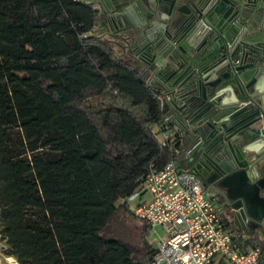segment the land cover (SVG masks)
Returning <instances> with one entry per match:
<instances>
[{"label":"trees","instance_id":"obj_1","mask_svg":"<svg viewBox=\"0 0 264 264\" xmlns=\"http://www.w3.org/2000/svg\"><path fill=\"white\" fill-rule=\"evenodd\" d=\"M100 19L93 0H0V253L17 264L154 253L150 225L119 199L176 159L181 124L151 63L119 52Z\"/></svg>","mask_w":264,"mask_h":264},{"label":"water","instance_id":"obj_2","mask_svg":"<svg viewBox=\"0 0 264 264\" xmlns=\"http://www.w3.org/2000/svg\"><path fill=\"white\" fill-rule=\"evenodd\" d=\"M133 1L122 17L147 51L151 74L169 82L182 167L223 189L242 229L261 225L264 0Z\"/></svg>","mask_w":264,"mask_h":264},{"label":"built area","instance_id":"obj_3","mask_svg":"<svg viewBox=\"0 0 264 264\" xmlns=\"http://www.w3.org/2000/svg\"><path fill=\"white\" fill-rule=\"evenodd\" d=\"M170 119L167 115L164 122ZM161 129L165 145L174 131ZM119 201L161 230L151 241L155 250L149 264H260L264 237L248 244L201 178L175 158L160 167L150 163L141 183Z\"/></svg>","mask_w":264,"mask_h":264},{"label":"flooded vegetation","instance_id":"obj_4","mask_svg":"<svg viewBox=\"0 0 264 264\" xmlns=\"http://www.w3.org/2000/svg\"><path fill=\"white\" fill-rule=\"evenodd\" d=\"M93 1L100 11L101 19L97 27L100 29L101 33H103L104 37L110 40L117 47V50L119 52L130 58L135 64L141 65L142 63H145L144 60L146 54L148 53L147 51H145L144 48L141 47L142 44L140 41H138V38L134 35L132 27L128 26L129 21L127 19L125 20L124 17H122L123 12L121 7L128 4L135 5L134 1L133 0H93ZM184 8L185 9L187 8L186 5L184 6ZM150 76L151 78L154 77V79L155 77H158L156 73L154 75L151 74ZM164 92L166 93V91ZM195 173L199 176L197 172ZM204 185L206 186L207 189L217 193L218 191L220 192L221 190V188L216 185H213L212 187L211 186L209 187L208 185H206V183H204ZM221 194H222L221 195L222 209L228 215L230 224L233 225L234 228L239 227V229H242V227L239 225V220L237 218V215L234 212L231 205L229 204V202L227 201L224 192H222ZM247 227L248 225H246L244 228Z\"/></svg>","mask_w":264,"mask_h":264},{"label":"crops","instance_id":"obj_5","mask_svg":"<svg viewBox=\"0 0 264 264\" xmlns=\"http://www.w3.org/2000/svg\"><path fill=\"white\" fill-rule=\"evenodd\" d=\"M264 22V20H263ZM149 80L153 81V84L155 86H157L158 88H160V90L166 94L164 91V88L165 87H168L169 86V82H164L162 81L160 78L158 77H149ZM167 95V94H166ZM172 117H173V114L171 113ZM156 128L158 127L157 125H154ZM176 129L178 130L179 132V136H180V140H182V131H181V127L179 125H176ZM178 153H177V156H176V160H177V163L180 165V166H183V162H182V156L180 155L179 151H180V148H178ZM209 190V189H208ZM210 193L214 196H216V198L220 201L221 203V193L224 192L223 189L220 190V192L218 191L217 192H214V191H211L209 190ZM238 233L242 236V238L248 243V244H251L254 240H260L264 237V220H263V223L261 225H256L254 227H247V228H244V229H239L237 230ZM260 264H264V252L262 253V256H261V259H260Z\"/></svg>","mask_w":264,"mask_h":264},{"label":"rangeland","instance_id":"obj_6","mask_svg":"<svg viewBox=\"0 0 264 264\" xmlns=\"http://www.w3.org/2000/svg\"><path fill=\"white\" fill-rule=\"evenodd\" d=\"M154 128H156L154 126ZM157 129V128H156ZM158 136L159 138L161 137V134L158 132ZM144 196H147V192H144L143 194ZM136 219V218H135ZM125 224L130 228L132 227H137L136 225L137 224H142V221L141 219H136L135 222L133 221H125ZM134 225V226H133ZM231 227H233V225L230 224ZM161 230H158V229H155L154 228H149V231L148 233L146 234V238L149 242H151L153 239H154V236H155V233L156 235L158 234V232H160ZM0 264H17L16 261L12 258V257H8V256H3L1 253H0Z\"/></svg>","mask_w":264,"mask_h":264}]
</instances>
